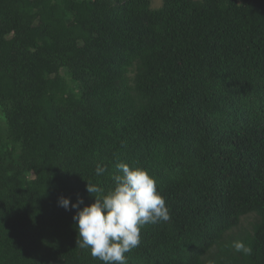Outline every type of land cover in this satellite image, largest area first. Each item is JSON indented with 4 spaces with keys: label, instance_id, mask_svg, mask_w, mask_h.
<instances>
[{
    "label": "trees",
    "instance_id": "16d2710c",
    "mask_svg": "<svg viewBox=\"0 0 264 264\" xmlns=\"http://www.w3.org/2000/svg\"><path fill=\"white\" fill-rule=\"evenodd\" d=\"M162 2L0 0V264H103L58 200L118 163L171 216L127 264H264V0Z\"/></svg>",
    "mask_w": 264,
    "mask_h": 264
},
{
    "label": "clouds",
    "instance_id": "9594fccd",
    "mask_svg": "<svg viewBox=\"0 0 264 264\" xmlns=\"http://www.w3.org/2000/svg\"><path fill=\"white\" fill-rule=\"evenodd\" d=\"M116 167L121 174L113 176L115 188L106 195L101 187L88 181L86 191L96 197L91 205L81 208L83 197L76 203L70 197L61 196L58 200L65 210L77 209L73 216L77 248L90 249L91 256L103 264H127L125 254L140 245L143 226L171 219L155 178L147 170L127 163ZM106 171V166L96 165V175ZM232 247L244 256L253 252L243 241H234Z\"/></svg>",
    "mask_w": 264,
    "mask_h": 264
},
{
    "label": "rangeland",
    "instance_id": "374dc122",
    "mask_svg": "<svg viewBox=\"0 0 264 264\" xmlns=\"http://www.w3.org/2000/svg\"><path fill=\"white\" fill-rule=\"evenodd\" d=\"M195 1H201V0H195ZM150 2H151L150 7L153 10L160 9L163 6L162 0H150ZM255 221H256V216L253 214L242 218V223L240 228L234 231L233 233L235 235H238L239 233H243L246 231L251 232Z\"/></svg>",
    "mask_w": 264,
    "mask_h": 264
}]
</instances>
